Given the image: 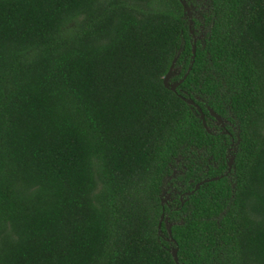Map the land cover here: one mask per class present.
I'll list each match as a JSON object with an SVG mask.
<instances>
[{"label":"trees","instance_id":"obj_1","mask_svg":"<svg viewBox=\"0 0 264 264\" xmlns=\"http://www.w3.org/2000/svg\"><path fill=\"white\" fill-rule=\"evenodd\" d=\"M191 2L0 0V264H264V0Z\"/></svg>","mask_w":264,"mask_h":264},{"label":"water","instance_id":"obj_2","mask_svg":"<svg viewBox=\"0 0 264 264\" xmlns=\"http://www.w3.org/2000/svg\"><path fill=\"white\" fill-rule=\"evenodd\" d=\"M182 2V5H183V9H184V13H188V6L186 5L185 2ZM189 24H192V21H189ZM191 33H193V29H190ZM192 52H193V55H192V58H194V55H195V43L192 44ZM175 60H176V57L173 58L172 60V63L167 71V73L165 74V76L163 77V85L167 88H170V90L172 91H175L176 90V87L179 85V83L186 77L188 71L191 69V65L188 67V70L186 71V73L183 75V77L178 80V81H175V82H170V78L172 77V75L175 73V70H174V63H175ZM193 63V60L191 61V64ZM183 100H185L188 104H191V105H194L197 109H198V112H199V117L202 121V124L204 126V128L207 130V131H210V129L208 128L207 124H206V120H205V115H204V112L202 111V109L199 107L198 104L195 103L194 100L192 99H189V98H185V97H182ZM208 112L209 114L214 117L216 119V121L218 123H222L223 124V118L217 114L213 109L211 108H208ZM231 168V162L228 163V170H230ZM218 177H213L212 179H217ZM211 179H204L198 183H196L195 185V188L194 189H197L200 184L204 183L205 181H209ZM193 192V191H191ZM164 218V212H162V214L160 215V220L158 222V228L161 227V223H162V220ZM165 226H166V229H167V232H168V238L167 239H170L172 241L173 238L171 237V231H170V228H171V224L166 222L165 221ZM171 254H172V257H173V260L175 262V264H180L178 262V257H177V247L173 248L171 250Z\"/></svg>","mask_w":264,"mask_h":264},{"label":"flooded vegetation","instance_id":"obj_3","mask_svg":"<svg viewBox=\"0 0 264 264\" xmlns=\"http://www.w3.org/2000/svg\"><path fill=\"white\" fill-rule=\"evenodd\" d=\"M183 2H185L186 3V5L188 6V13H185L186 14V16H188V18H189V21H190V19H191V17L193 16V14H192V8H193V6H195L196 7V4L194 3V2H191V0H182ZM195 2H198V0H194ZM205 2V1H204ZM203 2V3H204ZM196 11H198L197 9H196ZM196 15V14H195ZM176 73V72H175ZM175 73L172 75V77L175 75ZM172 77L170 78V82H175V81H172ZM224 121H223V124H224V126H223V124L222 123H218L216 120H214L215 121V123H217V124H219V126L223 129V132H225V133H227L228 135H230V142H229V146L227 147V150H226V154H225V156H226V158H227V163H229V162H231V167H232V162H233V154H232V152H233V150H234V148H235V136L233 135V133L232 132H228L227 131V129L225 128L226 127V125H231V122H229L228 120H226V119H223ZM213 132H215V129L214 128H212L211 129ZM231 169V168H230ZM227 171H230V170H228V167H227ZM175 173H177V171L176 170H174V172H173V176H175L174 174ZM171 177H167V179H170ZM166 179V180H167ZM187 194H189V192L188 191H185V192H182V193H180L179 191H178V189H177V186H175V185H173V183H168V185H165L164 187H163V190H162V194H161V198H162V204H164V205H166L167 207H172V209H178V207H176V206H172L173 205V203L175 202V200H176V198L177 199H180V200H182V198H183V196L184 195H187ZM183 203V202H182ZM181 203V204H182ZM163 222H168L169 223V220H168V216L166 215L165 216V214H164V218H163V220H162Z\"/></svg>","mask_w":264,"mask_h":264},{"label":"rangeland","instance_id":"obj_4","mask_svg":"<svg viewBox=\"0 0 264 264\" xmlns=\"http://www.w3.org/2000/svg\"><path fill=\"white\" fill-rule=\"evenodd\" d=\"M204 1H205V0H198V3L201 4V3H203ZM196 9L198 10V5H197V4H196V7L193 6V8L191 9L193 15L199 13V11H196ZM198 36H199V37H202V36H203V32L200 33V32L198 31Z\"/></svg>","mask_w":264,"mask_h":264}]
</instances>
